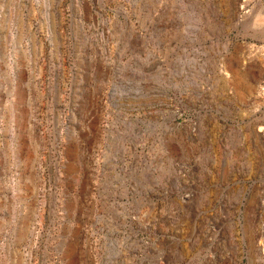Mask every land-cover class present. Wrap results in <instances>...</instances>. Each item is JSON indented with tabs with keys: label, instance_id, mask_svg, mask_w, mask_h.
Instances as JSON below:
<instances>
[{
	"label": "rangeland",
	"instance_id": "1",
	"mask_svg": "<svg viewBox=\"0 0 264 264\" xmlns=\"http://www.w3.org/2000/svg\"><path fill=\"white\" fill-rule=\"evenodd\" d=\"M264 0H0V264H264Z\"/></svg>",
	"mask_w": 264,
	"mask_h": 264
},
{
	"label": "bare ground",
	"instance_id": "2",
	"mask_svg": "<svg viewBox=\"0 0 264 264\" xmlns=\"http://www.w3.org/2000/svg\"><path fill=\"white\" fill-rule=\"evenodd\" d=\"M261 242H260V245H259V247L261 246V250H263L264 249V237H262V239L260 240Z\"/></svg>",
	"mask_w": 264,
	"mask_h": 264
}]
</instances>
